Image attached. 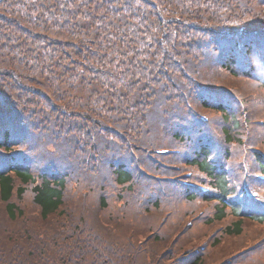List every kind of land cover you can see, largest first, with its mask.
Returning a JSON list of instances; mask_svg holds the SVG:
<instances>
[{
    "label": "trees",
    "instance_id": "16d2710c",
    "mask_svg": "<svg viewBox=\"0 0 264 264\" xmlns=\"http://www.w3.org/2000/svg\"><path fill=\"white\" fill-rule=\"evenodd\" d=\"M0 264H264V0H0Z\"/></svg>",
    "mask_w": 264,
    "mask_h": 264
}]
</instances>
